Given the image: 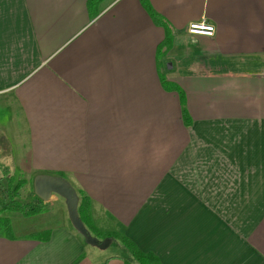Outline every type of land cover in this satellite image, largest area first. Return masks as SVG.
<instances>
[{
	"label": "crops",
	"instance_id": "0c3cea01",
	"mask_svg": "<svg viewBox=\"0 0 264 264\" xmlns=\"http://www.w3.org/2000/svg\"><path fill=\"white\" fill-rule=\"evenodd\" d=\"M149 1L174 29L162 71L191 125L140 0H103L94 18L88 0H0V133L27 142L31 172L82 190L98 230L162 264H264V0ZM202 20L214 36L188 32ZM125 260L70 223L0 234V264Z\"/></svg>",
	"mask_w": 264,
	"mask_h": 264
},
{
	"label": "trees",
	"instance_id": "16d2710c",
	"mask_svg": "<svg viewBox=\"0 0 264 264\" xmlns=\"http://www.w3.org/2000/svg\"><path fill=\"white\" fill-rule=\"evenodd\" d=\"M103 0H88L87 7L90 18H94L99 14V6ZM143 8L150 15L152 20L159 26H162L165 30V39L160 43L157 47L156 58L159 70V77L162 84V87L166 91H174L180 95V102L182 107V119L184 123L189 126L192 123V118L187 109V101L184 90L174 81L168 80L166 75L163 73L162 61L166 57V55L171 50L174 43V29L171 24L161 15L159 14L151 5L149 0H140ZM63 177H66L64 174H59ZM14 185V184H13ZM12 185V182L7 186L0 187V230H2L3 226L8 228L11 231V221L7 217L1 216V212L3 211H15L26 216H34L36 214L42 213L47 208V203L43 202L37 196L28 202H22L19 199V184ZM80 199L78 212L83 220L86 227L89 231L94 235L97 234L99 239L112 238L115 241H118L122 247H124L128 253L132 256V258L138 264H162L158 256L153 253H144L141 251L138 246L131 241L125 235L119 232H101L98 230L91 218V202L90 198L80 189H76ZM4 230V229H3ZM8 234V233H7ZM44 239H49L46 237ZM124 264H132L130 261L125 260Z\"/></svg>",
	"mask_w": 264,
	"mask_h": 264
},
{
	"label": "rangeland",
	"instance_id": "374dc122",
	"mask_svg": "<svg viewBox=\"0 0 264 264\" xmlns=\"http://www.w3.org/2000/svg\"><path fill=\"white\" fill-rule=\"evenodd\" d=\"M26 144L27 142L23 139H19V141L11 140L7 134L0 133V176L3 177L0 178V187L7 186L10 182H12V185L19 184V199L24 203L36 196L34 193V178L41 174L31 172L28 158L17 155L18 149L22 152L23 149H26ZM6 158H11L10 165L7 163ZM47 204L45 211L34 216H26L11 210L1 212V216L10 219L11 231L3 226L0 234L8 233V235L14 236L31 233L37 239H40L45 237L53 226L63 225L64 223H70L73 226L63 197L55 194ZM94 236L97 237V234H94ZM82 239L84 240L83 236ZM113 242L121 245L118 241L113 240ZM112 250L110 249L108 252ZM131 263L137 264L133 260Z\"/></svg>",
	"mask_w": 264,
	"mask_h": 264
},
{
	"label": "water",
	"instance_id": "95a60500",
	"mask_svg": "<svg viewBox=\"0 0 264 264\" xmlns=\"http://www.w3.org/2000/svg\"><path fill=\"white\" fill-rule=\"evenodd\" d=\"M34 193L45 203L50 202L55 194L63 197L73 226L84 237L88 245L105 249L113 242L112 238L100 240L86 227L78 212L80 196L67 178L59 175L39 174L34 178Z\"/></svg>",
	"mask_w": 264,
	"mask_h": 264
},
{
	"label": "built area",
	"instance_id": "2783aa9c",
	"mask_svg": "<svg viewBox=\"0 0 264 264\" xmlns=\"http://www.w3.org/2000/svg\"><path fill=\"white\" fill-rule=\"evenodd\" d=\"M188 32L195 35L214 36L215 28L205 20L189 24Z\"/></svg>",
	"mask_w": 264,
	"mask_h": 264
},
{
	"label": "clouds",
	"instance_id": "9594fccd",
	"mask_svg": "<svg viewBox=\"0 0 264 264\" xmlns=\"http://www.w3.org/2000/svg\"><path fill=\"white\" fill-rule=\"evenodd\" d=\"M7 163L10 165L11 164V158H6ZM0 178H3L2 176H0Z\"/></svg>",
	"mask_w": 264,
	"mask_h": 264
}]
</instances>
